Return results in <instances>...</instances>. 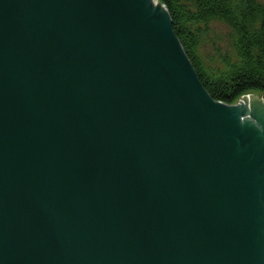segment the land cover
<instances>
[{
	"label": "water",
	"instance_id": "95a60500",
	"mask_svg": "<svg viewBox=\"0 0 264 264\" xmlns=\"http://www.w3.org/2000/svg\"><path fill=\"white\" fill-rule=\"evenodd\" d=\"M0 264H264V92L158 0H0Z\"/></svg>",
	"mask_w": 264,
	"mask_h": 264
},
{
	"label": "trees",
	"instance_id": "16d2710c",
	"mask_svg": "<svg viewBox=\"0 0 264 264\" xmlns=\"http://www.w3.org/2000/svg\"><path fill=\"white\" fill-rule=\"evenodd\" d=\"M196 77L215 102L230 105L246 91L264 92V0H158ZM212 24L228 32V50L220 43L204 55L201 47Z\"/></svg>",
	"mask_w": 264,
	"mask_h": 264
},
{
	"label": "rangeland",
	"instance_id": "374dc122",
	"mask_svg": "<svg viewBox=\"0 0 264 264\" xmlns=\"http://www.w3.org/2000/svg\"><path fill=\"white\" fill-rule=\"evenodd\" d=\"M162 5V4H161ZM209 37L204 41V47H201V52L204 55L214 52L215 45L220 43L222 51L228 50V32L227 29L219 24H212L209 29Z\"/></svg>",
	"mask_w": 264,
	"mask_h": 264
}]
</instances>
